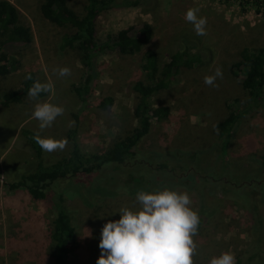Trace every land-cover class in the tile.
<instances>
[{"label":"rangeland","instance_id":"rangeland-1","mask_svg":"<svg viewBox=\"0 0 264 264\" xmlns=\"http://www.w3.org/2000/svg\"><path fill=\"white\" fill-rule=\"evenodd\" d=\"M9 1L18 8L20 21L30 29L32 38L29 43L6 47L21 67L0 77V94L18 88L29 71L35 73L37 82L48 84L49 90L36 98L25 95L19 102L0 106V264H52L48 231L54 203L44 206L27 189L8 188L38 164L36 151L23 131L66 141L63 149L43 151L46 162L66 156L74 136L83 153L104 151L137 125L133 85L139 79L147 81L141 70L143 52H156L162 76V66L172 54L187 48L190 55H199L200 62L181 69L179 80L151 97L154 105L170 107V117L153 120L130 162L104 170L107 179L120 177L126 170L128 192H105L110 185L103 182V176L79 174L52 183L49 200L56 201L63 193L62 205L73 219L79 245L72 253V264H96L103 224L119 219L122 207L137 208L139 190L161 188L187 192L190 207L199 215L201 224L192 237L196 244L193 264H209L222 252H232L235 264H246L250 217L243 204L250 209L257 205L264 225V100L249 99L241 86L243 74L235 76L233 71L244 48L264 47V0H141L135 7L102 11L96 20L99 48L95 52L101 75L92 84L88 102L73 90L84 82L88 70L76 49L62 47L63 37L72 28L45 18L40 9L44 0ZM67 2L78 14L84 12L86 0ZM189 8H198V16L205 18L204 35H196L185 21ZM144 22L153 26V36L136 54H120L107 39L109 34ZM63 67L70 73L61 77L58 71ZM217 68L222 77L216 78V86L205 85L203 78ZM107 96L113 98V104L103 110L99 107ZM38 102L59 105L63 114L40 129L32 116ZM230 112L238 120L229 134L221 136L216 125ZM74 129L76 133H70ZM160 162L167 166L157 168Z\"/></svg>","mask_w":264,"mask_h":264},{"label":"trees","instance_id":"trees-1","mask_svg":"<svg viewBox=\"0 0 264 264\" xmlns=\"http://www.w3.org/2000/svg\"><path fill=\"white\" fill-rule=\"evenodd\" d=\"M141 2V0H86L82 14L75 12L67 0H44L41 4V13L45 18L56 25L70 27L73 30L70 35L63 37L62 47L76 49L79 52L81 62L88 70L84 82L73 86L74 92L83 102L89 101L92 84L97 83L101 75L99 67L95 64V52L97 53L99 48L96 26L98 16L104 10L135 7L140 5ZM152 36L153 26L148 22H144L138 27L132 25L117 31L115 34H109L107 39L114 42L120 54L133 55L142 51L150 43ZM31 38L30 29L20 21L16 5L9 0H0V77L18 71L21 67L19 59L8 53L6 47L8 45L29 43ZM188 52L187 48L173 53L170 60L162 66V76L159 74L156 52L152 49H146L143 52L141 70L144 72L147 81L139 79L133 85V90L137 95V102L134 107L137 125L127 135L117 137L102 152L83 153L79 142L74 136L72 148L66 156L55 161L46 162L42 158L43 150L36 142L37 135L30 130L23 131L28 142L36 151L38 164L33 171L22 175L20 180L9 183L8 188L10 190L27 189L34 199L41 201L44 206L51 207L54 203L56 208L48 231L52 249V264H72V253L78 248L79 244L73 219L68 210L62 205L63 193L60 192L58 200H49L51 193L47 191L50 189L51 184L68 176H78L79 174L88 176L96 173V176L104 177L103 182L106 185H110L105 186L108 188L107 191L104 189L105 192L126 194L129 187H125V185L130 183H126V170L119 173L121 174L120 177L110 175L111 179L104 176V170L116 169L130 162L136 157L135 147L152 129L153 120L162 122L170 117V107L167 105H154L151 97L155 92L167 88L172 81L179 80L181 69L191 68L195 63L200 62L199 55H190ZM234 66L237 70L233 71L235 76H239L240 73L243 74L241 86L247 92L249 99L264 100V47L244 48L241 51V60ZM28 76L31 79H28ZM27 77L18 88H11L0 94V106L23 100L33 82H37L33 71H29ZM112 104L113 98L107 96L102 99L99 108L107 110ZM237 120L238 115L235 112H230L222 121L217 123L216 127L219 134L221 136L226 133L229 134ZM70 133L75 134V129L71 130ZM262 163L264 165V154ZM166 166L165 162L156 165L157 168ZM118 183L121 186L116 188L115 185ZM243 205L249 209L247 212L250 217V240L244 251V254L248 256L246 264H255L258 261H264V225L259 219L260 211L257 205L251 207V209L248 204ZM200 224L199 219L197 229Z\"/></svg>","mask_w":264,"mask_h":264},{"label":"clouds","instance_id":"clouds-1","mask_svg":"<svg viewBox=\"0 0 264 264\" xmlns=\"http://www.w3.org/2000/svg\"><path fill=\"white\" fill-rule=\"evenodd\" d=\"M198 12V8H189L184 19L193 26L196 35H204L206 20L198 16ZM69 73L67 67L58 71L61 77ZM218 77H222L219 68L213 75H206L203 83L215 87ZM27 78L31 79L30 76ZM48 90V84L33 82L27 95L36 98L42 91ZM63 111L59 105L38 102L32 116L39 121V128L44 129L51 126ZM36 142L46 152L63 149L66 143L63 139L39 136ZM135 199L137 208L122 207L118 211L119 219L103 224L96 264H193L196 244L192 237L197 233L199 215L190 207L189 194L169 188L139 190ZM209 264H235V256L232 252H222L211 258Z\"/></svg>","mask_w":264,"mask_h":264}]
</instances>
